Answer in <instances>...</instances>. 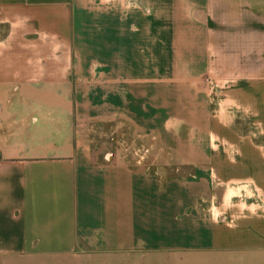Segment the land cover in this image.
I'll list each match as a JSON object with an SVG mask.
<instances>
[{
    "label": "crops",
    "instance_id": "obj_1",
    "mask_svg": "<svg viewBox=\"0 0 264 264\" xmlns=\"http://www.w3.org/2000/svg\"><path fill=\"white\" fill-rule=\"evenodd\" d=\"M159 1L165 13L157 0H0V264H264V213L238 240L211 214L219 155L261 169L264 146L213 144L209 0ZM253 72L245 88H264ZM91 121L158 145H93L80 129ZM157 153L193 173L162 176ZM177 218L191 221L173 229Z\"/></svg>",
    "mask_w": 264,
    "mask_h": 264
},
{
    "label": "rangeland",
    "instance_id": "obj_2",
    "mask_svg": "<svg viewBox=\"0 0 264 264\" xmlns=\"http://www.w3.org/2000/svg\"><path fill=\"white\" fill-rule=\"evenodd\" d=\"M163 2L157 0L158 14L165 13L166 7H169V2ZM252 5L258 7L259 0L255 4L249 0L246 10L229 8V0H209L204 12L200 11L209 24L213 42L207 92L210 95L216 93L214 96L221 101L220 135L213 136V144L219 145L223 151H227L229 146H264V88H245L250 84L244 82L260 75L253 72L255 69L264 70V51L261 49L264 47V10L252 9ZM190 14L192 16L191 9ZM260 80L264 81V73ZM247 98L254 103L261 101V106H246ZM244 111L247 113L245 120ZM80 129L85 141L93 145L135 146L142 151L158 145L152 139L135 137L127 124L91 121ZM235 133L251 135V138L235 139ZM154 157L155 168L164 177H186L193 173L191 169L179 168L174 161L165 163L163 154L157 153ZM252 157L261 169H245L244 154L229 151L219 155L217 168L207 171L211 173L210 177L207 176L213 186L212 191L219 194L218 201L223 195L220 208H213L210 212L216 221L224 225L218 231L221 237L229 236L232 240L243 238L244 222L258 226L259 214L264 213V149L261 154H253ZM245 214L247 217H244ZM185 221L190 223L191 219H173V229H179ZM185 236L173 232L172 243L189 240Z\"/></svg>",
    "mask_w": 264,
    "mask_h": 264
}]
</instances>
